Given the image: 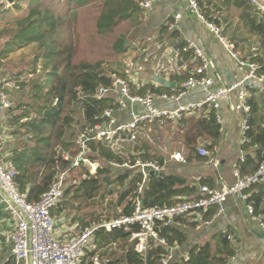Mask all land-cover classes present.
Wrapping results in <instances>:
<instances>
[{"label": "crops", "instance_id": "obj_1", "mask_svg": "<svg viewBox=\"0 0 264 264\" xmlns=\"http://www.w3.org/2000/svg\"><path fill=\"white\" fill-rule=\"evenodd\" d=\"M135 1L140 4L142 0ZM257 1L264 6V0ZM188 2V0H160L153 13L140 10L134 17L132 21L133 41L127 39L128 51L122 55L127 66V79L130 86L137 88L152 86L158 90L169 89L174 93L180 92L181 85L194 75L197 66L192 50H186L188 42L192 41L207 54L213 64L211 76L215 80L214 88L225 89V87L242 83V88L248 92L251 113L247 114L241 108L239 92L235 91L221 101V109L216 111L217 118L220 119L219 123L217 120L216 122L221 128V137L216 142L214 150L206 148L205 144L209 141L206 140L207 138L197 140L194 152L184 143H177L179 149L173 152L166 147L163 148V145L155 147L149 143L152 153L164 158L162 173L165 177H181L187 181V186L195 190L193 193L189 192L187 196L172 197V201L180 199L186 201L197 196L203 182L206 183L205 187L218 190L233 185L239 178H246L253 174L257 151L254 147L246 146L250 142L244 133L243 125L246 118L251 120L253 130L257 132L264 130V83L258 79H246L250 70L247 67L243 70L237 68L236 61L208 29L206 23L189 11ZM197 2L206 19L221 28L223 35L235 45L241 61L245 60L254 64L264 63V17L249 1L197 0ZM177 16H180L179 20H176ZM172 24H175V28L170 30ZM4 40L0 39V50L7 43ZM9 59L10 56L7 59H0V63H5ZM4 74L6 78L0 73V84L7 81L8 76ZM19 75L13 76L18 78ZM154 76H159L179 87L165 89L153 82ZM7 94L12 101V107L0 113V128L7 138L5 163L13 166L20 176H26L22 182L18 181V187L22 193L30 197L34 180L30 181L29 176L40 173L39 181L36 183L38 184L42 182V176L46 172L45 168L38 163L41 153L38 152L37 141L24 127V124L37 117L38 113L30 107L28 111L23 112L24 107L17 103L19 96L16 97V92H12L9 88ZM163 94L165 93L158 95ZM120 96L119 91L111 95L115 100ZM205 98L206 91L196 88L189 91L179 103H168L158 98L156 106L163 109H177L186 103L202 102ZM135 109L140 113L145 112L140 106H136ZM20 110H23V114L18 113ZM210 112L211 110L206 107L203 110L186 114L184 120L181 121L183 123L160 121L164 127L160 129L155 127L157 129L155 130L152 125L153 128L151 127L148 135L144 137L148 139L153 135L151 132L156 131V134H161L163 137L167 134L178 137L182 135L186 140L187 134H193L195 125L201 119L206 118ZM129 113V110L117 111L115 118L120 122H126L130 117ZM166 125H169V128L164 131L163 128ZM81 138L77 141L79 148H81L79 143ZM201 149L208 150L210 154L202 157L199 154ZM71 152L65 157L68 161L83 154L81 149V153L73 158ZM178 152L183 154L185 163H178L173 159V155ZM248 162L251 163L248 164ZM74 166L72 164L71 170ZM115 166L117 168L112 169L113 173L114 171L116 174L129 171ZM135 171L140 172L141 170L136 168L133 172ZM225 206L226 211L220 216H215V213L210 215L212 211L216 212V209H211L207 213L191 214L179 218L180 221L176 222L175 226L185 233L187 241L183 246L172 251L175 259L188 261L193 251L209 245L214 250L221 248L224 236L229 235L232 238L227 242L235 249V255L229 259L227 264H264L263 226L254 220L248 213L247 206L238 198L230 197ZM59 208L61 212L53 213L56 217V236L67 238L81 232L83 218L79 217L76 221L69 219L65 205L62 204ZM14 228L15 220L0 203V264H17L11 242Z\"/></svg>", "mask_w": 264, "mask_h": 264}, {"label": "trees", "instance_id": "obj_2", "mask_svg": "<svg viewBox=\"0 0 264 264\" xmlns=\"http://www.w3.org/2000/svg\"><path fill=\"white\" fill-rule=\"evenodd\" d=\"M22 4L28 5L27 12L22 13L21 17L16 16L15 20L11 21L8 29L0 30V39L9 38L0 50V59H7L11 54L24 51L29 46L35 45L33 51L35 58L32 63L34 70L31 73L39 75V77L31 81L30 84L34 91L33 99L36 101L30 108H33L38 115L29 123H25L24 127L27 132L32 133L33 138L37 141L38 152L41 153L38 163L46 171L42 176V182L38 184L36 183L39 181L40 173L29 176L30 181L34 180L29 199L39 200L43 194L48 192L51 184L55 182L61 173L71 171L73 161H68L65 157L69 155L70 151H72L73 156L81 153V148L77 144L78 139L83 136L87 129L94 128L96 125L108 124L110 119L104 118V113L109 109H118L114 97L110 95L99 100L96 97L97 90L111 88L113 85L112 75L114 74L129 82L127 79V66L124 61H120L123 57L117 61L114 69H106L102 62L92 63L87 61V63L77 64L73 44L61 37L59 29L67 25L68 19L74 22L79 19L80 12L88 9L93 11L96 33L106 35L125 22H132L141 9L139 3L135 0H17L12 8L19 11L23 7ZM10 11L11 9L2 11L0 4V15L6 13L2 15L6 16ZM126 41L127 37L125 39L122 37L116 43V52L122 55L126 54L128 51V47L125 48ZM38 62H42V71L40 72H38ZM257 65L259 68L257 75L264 77V63ZM131 88L139 96H146L150 92L158 94L162 92L165 94L174 93L169 89L163 91L154 89L152 86L143 88L133 86ZM78 115L81 118L80 122L76 119ZM216 120L217 113L215 110H211L206 118L201 119L195 125L193 134H187L184 142L185 146L191 148L194 152L197 140L207 138L206 140L209 141L205 144L206 148L214 150L216 142L221 137V128ZM77 124L82 127L80 136H78L79 132L75 128ZM159 124H161L159 121L142 124L140 126L141 134L134 142L130 141V136L128 138L124 136L125 143L131 142L130 147L132 148L125 158L112 149L110 144L97 141L86 142L87 149L98 153V157L105 163L106 167L99 166L95 176L87 172L89 177L81 184V189L86 191L85 197L88 199L94 197L95 191H99L101 187L102 177H108L113 173V165L122 166L125 163H134L139 160L143 163L153 162L162 167L164 158L152 153L149 141L144 137V135H148L149 125L156 128L164 127ZM248 126L250 129L247 133V139L250 142L246 146L254 147L257 151L256 163L253 164V172L255 173L264 165V130L259 132L253 130L249 118ZM151 133L153 134V132ZM122 150L127 152L126 148H122ZM81 163L83 164V162ZM24 178L26 176L18 175L17 184L18 181L19 183L22 182ZM114 182L122 191V193L120 191L119 200L117 206H115L121 210V213L114 218L132 215L137 200H140L142 206L147 209L162 208L183 202L182 199L172 201V197L187 196L189 192L193 193L195 191L193 187L187 186L185 179L178 176L149 177L146 190L140 194L138 185L142 184L143 175L141 172H133V170L118 173L114 177ZM72 185L74 184L72 183L70 188L68 187L66 195L69 193V189L75 186ZM201 186H206V183H201ZM248 194L247 201L254 205L256 215L262 217L264 222V183L253 186L248 190ZM62 204H64V201ZM59 206L53 209V213L62 211ZM214 213L215 211H212L210 215H214ZM99 221L101 220H94V222ZM178 221H180L179 218L175 223ZM81 223L82 228L90 226L89 223L85 224L84 221ZM175 225L171 223H158L157 225L160 227V236L165 238L168 247L172 248L181 247L187 241L185 233ZM228 236H224L221 248L218 247L214 250L209 245L193 251L188 261L174 259L172 264H227L229 259L235 255V249L227 242ZM129 239L130 234L115 231L111 234L98 233L96 241L99 244L104 243L105 246L113 242H119L122 244L121 248L125 250V255L119 262L143 264L144 260L129 244ZM167 255H169L167 248L152 249L148 255L147 264H157L162 257Z\"/></svg>", "mask_w": 264, "mask_h": 264}, {"label": "built area", "instance_id": "obj_3", "mask_svg": "<svg viewBox=\"0 0 264 264\" xmlns=\"http://www.w3.org/2000/svg\"><path fill=\"white\" fill-rule=\"evenodd\" d=\"M160 0H142L139 4L143 12L153 13L157 3ZM188 9L194 13L199 20L205 22L208 29L219 39L223 47L229 51L237 63V68L243 70L247 67L250 71L246 79H258L264 83V77L257 75L258 65L241 61L235 49V45L228 41L223 35V30L213 22L206 19L204 13L200 11L197 0H188ZM264 17V6L260 5L257 0H247ZM2 11H8L12 4L8 0H0ZM180 16L176 17L179 20ZM175 28V24L170 26V30ZM186 50H192L197 66L195 73L185 80L181 85V91L174 94L158 95L148 93L146 96L135 94L130 83L117 75H112L113 85L111 88H100L97 90L96 97L101 100L119 91L121 96L116 100L117 110L109 109L104 113V118H109L110 122L106 125H96L94 128L87 129L83 134L86 140L80 141L83 154L78 157L73 165H79L84 161V156H89L91 152L86 147V142L97 141L110 144L112 149L120 147L125 141L123 136H130V141L134 142L139 135L140 126L147 122H181L186 114L197 110L209 108L210 110H220V103L225 100L230 93L239 92L241 108L249 114L251 108L248 104V92L242 88V83L225 87V89H215V80L211 76L213 64L207 54L194 42H188ZM3 86V87H2ZM16 88L15 83L11 80L0 84V113L4 110H10L12 101L5 92L6 89ZM196 88L206 91V98L199 103H186L177 109H163L156 106V100L159 98L168 103H179L189 91ZM142 107L145 112H138L135 107ZM129 110V119L126 122H120L115 118L117 111ZM217 122L220 119L217 118ZM244 133L247 135L250 127L248 119L244 122ZM248 140V139H247ZM7 138L0 128V203L5 206V210L15 220L14 232L11 235L12 250L17 264H125L119 262L125 255V250L119 242H113L110 245L99 244L96 241L98 233L111 234L115 231H123L130 234L129 244L147 264L148 255L152 249L160 247L167 248L169 255L162 257L157 264H172L175 259L172 251L176 248L168 247L165 238L160 236V227L158 223L174 224L176 219L187 217L191 214L207 213L211 209H216L215 216H220L226 211V204L230 197L238 198L247 206L248 213L259 222L264 229L263 218L256 215L255 207L247 201L249 196L248 190L255 185L264 183V165L255 173L246 178H239L233 185L222 189H213L201 186L200 192L196 197L186 201L179 202L162 208H144L142 202L137 200L135 211L129 217L111 218L94 222L90 226L83 228L81 232L67 238L56 236V217L53 209L58 207L65 200L68 188V173H61L55 182L51 184L48 192L43 194L39 200H30L28 195L19 190L17 178L19 173L13 166L5 163V146ZM250 141V140H249ZM122 147H120L121 149ZM95 155H99L95 153ZM199 154L207 157L210 153L208 150L201 149ZM173 159L178 163H185V158L181 152L173 155ZM122 169L134 170L140 169L143 175L142 184L138 185V192L144 193L146 183L149 178L147 168L156 169L162 172L153 162L143 163L135 161L134 163H125L119 166ZM176 224V223H175ZM228 236V240H231Z\"/></svg>", "mask_w": 264, "mask_h": 264}, {"label": "rangeland", "instance_id": "obj_4", "mask_svg": "<svg viewBox=\"0 0 264 264\" xmlns=\"http://www.w3.org/2000/svg\"><path fill=\"white\" fill-rule=\"evenodd\" d=\"M22 8L19 11H15L13 8L8 13V15H4L3 13L0 15V30L8 29L10 27L11 21L15 20L16 16L21 17L22 13L27 12L26 4H22ZM80 17L74 22H71L70 19L67 21V25L59 29V33L61 37H64L66 40H69L74 47L75 53V62L78 63H87V61L92 63L102 62L104 63L106 69L116 68L117 61L122 58V54L116 52L115 47L116 43L123 37L124 39L127 37L128 41L133 39L132 33V24L133 22L128 21L123 25L116 28L113 32L108 33L106 35H100L96 33L94 20H93V11L86 9V11H82L79 13ZM5 39L4 41H8ZM133 41V40H132ZM34 46H29L24 51L17 52L10 55V59L5 61V63H0V73L6 78L5 74H7V81L11 80L15 83L16 88L11 89L12 92H16V97H18L17 103L21 104L23 110H20L18 113L23 114V112L28 111L31 105L36 103L35 99H33L34 91L32 90L31 81L34 79H38L39 75L31 73L34 68L32 67V63L34 61L35 55L33 54ZM12 56V57H11ZM135 58V57H134ZM124 61V57L122 60ZM38 72L42 71V62H38ZM37 72V73H38ZM18 75L20 81L16 80ZM42 75V74H41ZM9 89L5 90L7 93ZM19 92V93H17ZM10 98V97H9ZM30 105V106H29ZM29 106V107H28ZM27 107V109H26ZM34 114V113H33ZM76 119L80 122V115L76 117ZM163 125V124H159ZM152 125H149L148 128H151ZM76 130L79 132L78 136L81 135V125L77 124L75 126ZM153 128V127H152ZM160 129V127H158ZM169 125H167L164 131H167ZM155 129V126H154ZM153 129V130H154ZM157 130V129H155ZM154 135L149 136L147 141H149L150 145L158 147L162 146L163 148L169 149L170 152L176 151L179 149L177 143H184L185 138L175 136H169V134L163 135L156 134V131L153 132ZM128 138V136H126ZM123 139L124 136H123ZM79 140V139H78ZM126 141V140H125ZM123 141L119 146L122 148H126L125 150L120 149V147L114 148V150L124 156V158L129 155L131 152L130 143H125ZM175 142V145H173ZM125 144V146H123ZM127 145V146H126ZM181 147V146H180ZM76 155L73 156V158ZM86 161L81 163L79 166L75 165L73 170L68 173V187L70 188L73 183L74 187L69 189V193L65 197V207L68 209L69 219L79 220V217L83 218L85 224H92L94 220H107L114 218L117 214L121 213V210L116 208L117 202L119 200L120 189L117 185H115L114 177L117 175L116 172L111 173L108 177H102V183L99 191H95L93 198H86V191L81 189L82 181L88 179L87 172L91 175H96L98 172V167H106L105 163L100 160V158L93 153H90L89 156L84 157ZM94 158V160H92ZM96 158V159H95ZM76 159L72 160L74 163ZM114 168H117L113 165ZM117 171V170H116ZM108 178V183L104 182V179ZM112 179V181H110ZM68 189V188H67ZM122 193V191H121ZM82 225V223H81Z\"/></svg>", "mask_w": 264, "mask_h": 264}, {"label": "water", "instance_id": "obj_5", "mask_svg": "<svg viewBox=\"0 0 264 264\" xmlns=\"http://www.w3.org/2000/svg\"><path fill=\"white\" fill-rule=\"evenodd\" d=\"M8 1L12 5H15L16 2H17V0H8ZM128 43L129 42L127 41L125 47L128 45ZM153 82L156 83V84H158V85H160L161 87H163L165 89L166 88L175 89V88H178L179 87V86H177L175 84H172L169 81H167V80H165V79H163V78H161L159 76H154L153 77ZM85 140L86 139L84 137L81 138V141L84 142ZM147 171L149 172V177H161V178L165 177V175L162 172H159L156 169H153V168L148 167L147 168ZM108 181H109L108 178H105L104 179V182L108 183Z\"/></svg>", "mask_w": 264, "mask_h": 264}]
</instances>
